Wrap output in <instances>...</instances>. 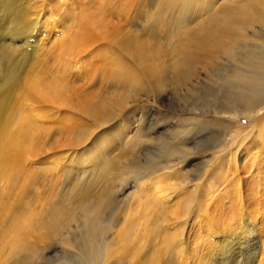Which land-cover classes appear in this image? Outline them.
Returning <instances> with one entry per match:
<instances>
[{
	"label": "bare ground",
	"instance_id": "bare-ground-1",
	"mask_svg": "<svg viewBox=\"0 0 264 264\" xmlns=\"http://www.w3.org/2000/svg\"><path fill=\"white\" fill-rule=\"evenodd\" d=\"M202 85L253 123L228 152L233 165L249 138L264 155V0H0V264H31L43 250L31 240L75 232L73 245L99 264H264V214L246 212L264 200L252 171L234 207L208 210L195 190L173 207L175 185L158 175L111 211L114 184L139 174L125 161L143 127L128 135L129 119L167 95L198 98ZM25 152L36 165L54 152L69 160L58 179L49 168L19 175ZM145 154L151 176L160 166ZM222 171L211 170L207 191Z\"/></svg>",
	"mask_w": 264,
	"mask_h": 264
},
{
	"label": "rangeland",
	"instance_id": "rangeland-1",
	"mask_svg": "<svg viewBox=\"0 0 264 264\" xmlns=\"http://www.w3.org/2000/svg\"><path fill=\"white\" fill-rule=\"evenodd\" d=\"M66 18L65 10L60 12L59 19L63 24H65ZM216 92L215 90L212 92L211 87L202 85L198 88V98L192 97L191 99L184 96H174L173 98L172 95H167L168 98L164 96L162 101H149L148 103L150 104L146 105L143 112L136 113L137 115L135 114L133 119H129V123L125 128L128 135L131 136L135 128L139 127L140 121L142 123L141 127H143L141 128L142 136L136 142L139 143L138 152L125 161L127 167L137 169L139 174L137 175L136 173V176L130 175L124 184L121 182L114 184L111 211L116 208L117 205L115 206V204L121 203L124 198L145 187L149 180L154 179L158 175L163 180L168 178L163 183L164 186L165 184L175 185L174 195L168 202L173 203V207L176 202L184 204L193 190L197 191L199 199L201 194H203L204 206L208 210L213 211L216 206L221 204L227 208L231 204H233L232 207L234 205L237 206L240 204L237 195L245 194L242 192H244V179L248 176V172L249 174L255 173L259 177L263 176L261 178L258 177L257 180L261 182H258L260 188L264 187V155L262 152L260 155L257 151L262 147L261 141L257 137L249 138L242 144V151H245V155L240 160L241 162L237 161L233 165L228 153L229 151L235 152L234 148H236L237 142L252 130L253 123L244 119L240 114L242 113L241 104L224 100L222 92ZM173 101L176 102L174 103ZM178 102L181 106H179ZM200 109H209L220 115L212 111L210 114L198 112V114L194 115V113H187L188 110ZM37 124H39L37 127L41 129L54 127L47 122H42L41 125L40 123ZM74 150H78V148ZM146 150H149L148 154H145ZM57 153L55 154L54 152V155H51L55 156L54 161L52 159H50L52 161H48V158L41 164L36 165L33 164L28 157V153L25 152V154L20 156L19 169L21 173L19 175H23V172L30 169L49 168L51 172L47 171L48 174L58 179L60 173L57 171L61 167V162H66L69 159H61L63 156L61 153ZM141 153L154 160L155 165L160 166L158 171L151 176L144 170L146 160L144 156L140 155ZM171 167H174L176 174H170ZM214 167L222 168L224 180H213V185L207 191L205 185L212 176L211 170ZM176 175L177 179L174 180ZM17 177L14 176L9 183L15 182ZM261 179L263 180L261 181ZM262 199H264V196ZM260 205L261 209L258 208L254 212L252 206H248L246 209L247 214L253 217L256 216V219L263 218L264 200H262ZM114 224V216L112 214L110 218L107 216L100 231L101 235L103 237L110 236ZM163 228L164 231L168 230L174 233L181 229L180 224ZM82 233L84 235V232ZM68 238L70 243L67 240L60 241L55 238L44 242L38 241L39 243L31 240L30 242L38 244V247L42 243L39 249H43L41 254H37L35 262L33 261L31 264H99V257L88 258L73 245L74 243H80V234L75 232ZM178 240V242L181 241L184 244L185 238H179Z\"/></svg>",
	"mask_w": 264,
	"mask_h": 264
}]
</instances>
